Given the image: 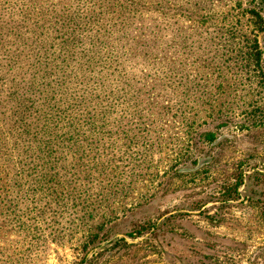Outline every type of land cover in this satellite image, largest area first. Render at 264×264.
I'll return each instance as SVG.
<instances>
[{"label": "rangeland", "instance_id": "obj_1", "mask_svg": "<svg viewBox=\"0 0 264 264\" xmlns=\"http://www.w3.org/2000/svg\"><path fill=\"white\" fill-rule=\"evenodd\" d=\"M72 144L113 197L38 183ZM0 148V264H264V0H0Z\"/></svg>", "mask_w": 264, "mask_h": 264}, {"label": "trees", "instance_id": "obj_2", "mask_svg": "<svg viewBox=\"0 0 264 264\" xmlns=\"http://www.w3.org/2000/svg\"><path fill=\"white\" fill-rule=\"evenodd\" d=\"M50 116H52V110L48 109ZM41 125L39 126V129H36V125L29 121V123H20V125L23 126V133L25 134V138L33 133V135H42L46 136L45 142L51 143V140L55 138L56 131L53 130L52 124L46 116H42L41 119ZM14 129V135H12L9 131V134L11 138L14 137V146L15 149L18 148L17 142H23V135L18 134L19 137H15L16 135V127L13 126ZM21 131V132H22ZM47 132V133H44ZM67 134L74 135L76 133L75 128L71 131H67ZM64 133V134H66ZM48 143H46L44 146L38 145L37 147H34L33 150L29 151L27 155H25L26 158L36 156L43 160L44 157H47V150L49 148H44L47 146ZM3 148V146H1ZM68 152L71 153V162L69 163V168L65 165L64 170L62 173L59 174L58 171L53 172V166L52 162L57 161V156L53 157L51 160H48L45 165H38L36 164L38 173H39V180L38 183H41V186H43L48 193L51 195V198H57L58 200L64 199L65 197L68 198L70 201H76V200H84L88 201L90 199H108L114 196L120 181L118 176H116L115 172L112 170H108V163L105 164V167L103 166H96V167H88L86 166V161L83 162V155H77L81 151L80 149H77L76 144H72L68 148ZM3 157H6V159H10L8 153L6 151H2L0 148V159ZM18 153V158H19ZM23 158L19 159V163L21 162ZM29 162H24L23 164L26 165ZM83 165V166H82ZM8 167V165L1 164L0 166V175L3 172V168ZM88 169V173L87 172ZM21 172H23V178L30 177L28 175V172H24L20 167ZM27 173V174H26ZM94 174L93 176H97L96 179H101L102 182H98L96 179H90V185L87 186V180L83 176V174ZM31 180V179H30ZM1 184V183H0ZM95 189V190H92Z\"/></svg>", "mask_w": 264, "mask_h": 264}]
</instances>
